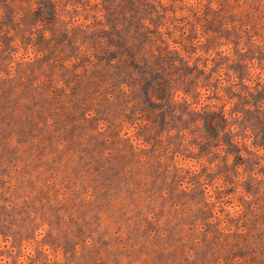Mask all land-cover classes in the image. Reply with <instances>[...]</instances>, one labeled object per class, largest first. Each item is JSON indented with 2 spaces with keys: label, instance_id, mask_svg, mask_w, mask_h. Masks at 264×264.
Returning <instances> with one entry per match:
<instances>
[{
  "label": "rangeland",
  "instance_id": "rangeland-1",
  "mask_svg": "<svg viewBox=\"0 0 264 264\" xmlns=\"http://www.w3.org/2000/svg\"><path fill=\"white\" fill-rule=\"evenodd\" d=\"M0 264H264V0H0Z\"/></svg>",
  "mask_w": 264,
  "mask_h": 264
}]
</instances>
